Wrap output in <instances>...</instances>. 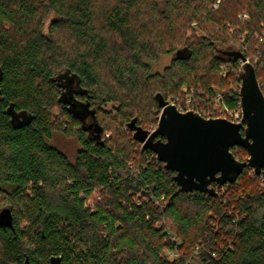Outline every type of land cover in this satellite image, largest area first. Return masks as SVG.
Here are the masks:
<instances>
[{"label": "trees", "instance_id": "1", "mask_svg": "<svg viewBox=\"0 0 264 264\" xmlns=\"http://www.w3.org/2000/svg\"><path fill=\"white\" fill-rule=\"evenodd\" d=\"M263 30L264 0H0V264H264L260 176L184 192L125 127L238 109L246 59L264 96Z\"/></svg>", "mask_w": 264, "mask_h": 264}, {"label": "water", "instance_id": "2", "mask_svg": "<svg viewBox=\"0 0 264 264\" xmlns=\"http://www.w3.org/2000/svg\"><path fill=\"white\" fill-rule=\"evenodd\" d=\"M239 95L240 123L205 119L193 111L179 113L169 106L162 109L152 132L137 125L136 119L125 127L141 150L152 151L174 173L173 180L184 192L215 196L211 185L233 184L247 168L261 177L264 186V96L249 64L244 66ZM235 147L246 151L244 161L231 153ZM0 226H12L7 208L0 210ZM60 262L56 256L49 260V264ZM23 264H30L27 257Z\"/></svg>", "mask_w": 264, "mask_h": 264}, {"label": "built area", "instance_id": "3", "mask_svg": "<svg viewBox=\"0 0 264 264\" xmlns=\"http://www.w3.org/2000/svg\"><path fill=\"white\" fill-rule=\"evenodd\" d=\"M237 19L240 21H246L248 19V16L245 13L238 14ZM261 40H264V30L261 34L260 41ZM245 64H250V60L246 59V60L242 61L240 67H242ZM228 70L230 71V69H228ZM225 73H226V71H224V73L222 75L224 76ZM222 99H223L222 95L217 93L215 95V98H214V106L212 107V111L207 112L206 114L200 115V116L205 118V119L222 118V119H225V120L232 122V123H240L242 120V112L240 109V103H239L238 109L230 110L224 105ZM191 103H192V98L190 95H187L185 97L184 103H178L175 100L169 99V100H167V102L164 104V106L159 111V115H160L163 108L169 107V106L174 107L177 110V112H179V113H186V112L192 111L191 110L192 109ZM155 128H156V125L153 128H150L148 130L152 132ZM214 186H216V185L213 184L210 187L213 188V190H214ZM217 186H219V185H217ZM263 188H264V186H263ZM169 255L172 258L176 256L174 254H169Z\"/></svg>", "mask_w": 264, "mask_h": 264}, {"label": "rangeland", "instance_id": "4", "mask_svg": "<svg viewBox=\"0 0 264 264\" xmlns=\"http://www.w3.org/2000/svg\"><path fill=\"white\" fill-rule=\"evenodd\" d=\"M194 26V24L192 25ZM218 50L219 51H235L236 47H231V48H224V47H220L218 46ZM170 60V57H166L164 56L163 58H161V61L159 62L158 65L156 66H152L153 67V71H157L160 72L162 71V69L168 65ZM185 92V91H183ZM212 111V109H211ZM154 125L151 127L153 128ZM53 144L71 161L73 162L74 158H75V154L76 151L78 150V144L73 141V140H67L63 137H61L60 135H54L53 136Z\"/></svg>", "mask_w": 264, "mask_h": 264}]
</instances>
